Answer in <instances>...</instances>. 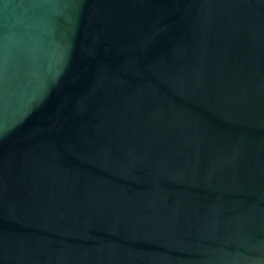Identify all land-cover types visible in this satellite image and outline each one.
<instances>
[{
    "label": "water",
    "instance_id": "95a60500",
    "mask_svg": "<svg viewBox=\"0 0 264 264\" xmlns=\"http://www.w3.org/2000/svg\"><path fill=\"white\" fill-rule=\"evenodd\" d=\"M0 264H264V0H0Z\"/></svg>",
    "mask_w": 264,
    "mask_h": 264
}]
</instances>
